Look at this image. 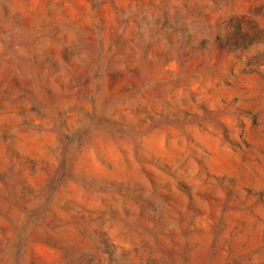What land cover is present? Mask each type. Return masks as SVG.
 <instances>
[{
  "label": "rangeland",
  "instance_id": "obj_1",
  "mask_svg": "<svg viewBox=\"0 0 264 264\" xmlns=\"http://www.w3.org/2000/svg\"><path fill=\"white\" fill-rule=\"evenodd\" d=\"M0 264H264V0H0Z\"/></svg>",
  "mask_w": 264,
  "mask_h": 264
}]
</instances>
